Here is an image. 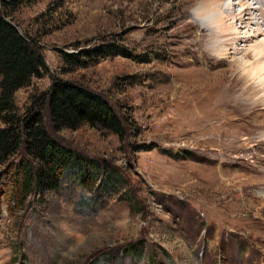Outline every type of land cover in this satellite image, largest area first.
<instances>
[{
  "label": "rangeland",
  "instance_id": "1",
  "mask_svg": "<svg viewBox=\"0 0 264 264\" xmlns=\"http://www.w3.org/2000/svg\"><path fill=\"white\" fill-rule=\"evenodd\" d=\"M17 1L11 21L38 46L48 70L15 93L19 112L60 78L103 95L125 120L127 134L88 125L51 132L121 175L111 195L101 189L102 174L85 184L72 174L60 191L24 199L7 186L9 166L0 165V264H264V146L219 148L210 137L191 138L187 126L189 98L205 100L214 74L231 65L237 75L255 67L257 58L244 55L264 40V0L247 2L260 8L262 34L252 37L256 26L237 22V32L219 37L223 60L214 54L213 35L198 31L192 14L204 6L214 11L208 7L224 1L236 15L244 0ZM231 38L238 44L235 57ZM103 44L126 53L96 60L80 55ZM199 49L210 60L208 78L190 95L184 78L197 69L190 51L198 55ZM234 59L243 68L236 71ZM263 82L264 74L250 81L257 90ZM261 96L235 118L242 134L264 122ZM257 135L264 142V129ZM139 145L145 147L136 151Z\"/></svg>",
  "mask_w": 264,
  "mask_h": 264
},
{
  "label": "trees",
  "instance_id": "2",
  "mask_svg": "<svg viewBox=\"0 0 264 264\" xmlns=\"http://www.w3.org/2000/svg\"><path fill=\"white\" fill-rule=\"evenodd\" d=\"M18 3L0 0V121L3 125L0 127V165L9 166L7 186L25 199L31 193L60 191L62 183L72 174L83 184L93 175L96 178L102 174L101 189L108 195L117 192L123 179L115 169L86 158L51 134L88 125L124 137L125 120L103 95L82 84L53 78L49 88L34 95L24 113L19 112L15 93L29 87L33 78H42L48 70L38 46L11 21V13ZM114 52L126 53L115 45L103 44L81 51L80 55L96 60ZM64 58L76 65L84 64L77 56L64 55ZM143 147L137 146L136 151ZM15 155V160L10 161ZM136 250L132 252L137 253Z\"/></svg>",
  "mask_w": 264,
  "mask_h": 264
},
{
  "label": "bare ground",
  "instance_id": "3",
  "mask_svg": "<svg viewBox=\"0 0 264 264\" xmlns=\"http://www.w3.org/2000/svg\"><path fill=\"white\" fill-rule=\"evenodd\" d=\"M242 1L243 0H241V2ZM254 1L259 4L260 0ZM223 2L224 1H221L220 3L218 2L215 7H208L209 11L215 9L214 11L207 12V8L204 6L197 7L194 9L195 13L192 14V16L194 15L192 21L195 26L200 25L198 31L204 30L213 35L214 41L210 43L213 51H215L214 54L219 57V60H223L222 57L226 55L224 52H217V48L221 49L223 47V42H221L219 37H223L228 30L230 31V34L231 31L237 32L236 28H238V23L239 27L243 26L244 28H249V24L256 26L257 29L250 35L252 37L262 34L258 27V21L261 19V17L259 19V15H262V13H259V15L257 14L260 11V8H257L256 12V10L247 3L248 0H244V3L241 5L244 8L234 15V11L231 10L230 2L227 4H224ZM209 13L213 14L210 18ZM209 19V26L212 27L211 30H208L209 26L206 25ZM227 20L232 21L230 26L226 25L225 21ZM245 40L248 42L251 40V37L248 35ZM227 42V45L232 49V56L235 57L238 50L236 47L238 45L237 41L235 38H231ZM207 47L208 46L204 44V47L201 49H208ZM201 49H199L198 55L195 51H190L192 55V63L194 64V67L197 66L196 70L191 71L192 73H189V75L184 78L186 79L187 87H190V95L199 92L197 89L199 86H203L205 84L204 81H207L208 78L206 76V71L204 73V70H206V66L210 60L207 58V53ZM194 54L196 55L193 56ZM249 57L253 59L257 58V60L255 61V67L248 70L247 74H235L234 67L231 65L227 69L214 74L213 78L210 79L212 83L207 90V97L205 100L196 101L193 98H189L187 104V126L192 135L191 138H202L207 136L211 138L212 145L216 147L221 148L224 145H232L233 149L236 150L244 147L245 143L246 145H252V147L256 146L257 148L264 146V142H261L260 138L256 137V135L259 134V130L264 129V122L259 124V126H254V129L251 130L249 134H242L235 125L237 120L235 118L238 117L240 115L239 113L247 107L248 102L257 94L264 93V82L258 90L250 83L254 76L264 74V40L258 44L257 49L244 55V59ZM233 61H235V59ZM235 62L236 71L243 68L242 63L239 60H236ZM245 63H249V61L246 60ZM258 100L264 101V96H261ZM239 135L245 136V139H243L244 143H241ZM260 195L264 197V191L260 192Z\"/></svg>",
  "mask_w": 264,
  "mask_h": 264
}]
</instances>
